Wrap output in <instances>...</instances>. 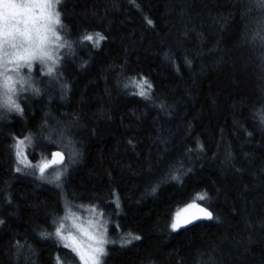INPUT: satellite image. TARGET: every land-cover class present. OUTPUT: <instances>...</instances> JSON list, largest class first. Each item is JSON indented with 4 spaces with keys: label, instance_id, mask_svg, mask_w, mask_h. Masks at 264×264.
I'll list each match as a JSON object with an SVG mask.
<instances>
[{
    "label": "trees",
    "instance_id": "16d2710c",
    "mask_svg": "<svg viewBox=\"0 0 264 264\" xmlns=\"http://www.w3.org/2000/svg\"><path fill=\"white\" fill-rule=\"evenodd\" d=\"M62 10L73 37L98 29L108 40L99 52L80 49L91 60L83 70L66 63L69 101L52 88L25 104L26 119L0 124V264H13L11 245L25 239L40 250V264H52L54 252L71 258L32 231L61 211L60 193L13 175L7 147L13 132L31 129L49 150L38 128L47 107L84 149L68 196L99 201L120 231L141 236L111 247L106 264H264V49L249 42L252 0H66ZM133 77L148 81L150 99L135 95ZM9 191L15 206L4 204ZM190 204L214 218L173 230Z\"/></svg>",
    "mask_w": 264,
    "mask_h": 264
},
{
    "label": "clouds",
    "instance_id": "9594fccd",
    "mask_svg": "<svg viewBox=\"0 0 264 264\" xmlns=\"http://www.w3.org/2000/svg\"><path fill=\"white\" fill-rule=\"evenodd\" d=\"M65 3L66 0H0V124L12 123L13 117L26 119L25 104L45 98L52 88L60 93L62 103L69 101L72 83L64 71L66 63L73 61L78 70H83L91 60L79 57L80 49L90 46L99 52L108 40L98 29H83L73 37L72 27L62 10ZM252 5L255 15L250 19L249 42L264 49V0H252ZM259 60L264 63V53ZM132 83L140 89L135 95L151 98L141 87L148 83L146 79L141 83L133 77ZM123 87L127 88L128 84ZM148 88L152 85L148 84ZM43 116L46 118L40 121L38 128L45 130L42 139L51 146L49 150L38 148L41 134L31 129L22 136L13 132L7 145L12 155L13 175L32 178L38 182L37 187L48 185L60 193L61 211L50 213L48 225L34 226L32 231L41 242L71 253L68 258L54 252L52 264H106L111 247L127 248L141 236L131 229L120 231L112 213L99 201L68 196L69 174L74 167L83 164L84 149L77 146L81 142L69 134L68 125L59 120L50 107ZM47 117H51V121ZM261 122L264 123V117ZM33 153L37 154L36 161L31 159ZM171 180L182 183L180 175H173ZM158 191L159 186H154L150 194L155 197ZM207 195L205 192L203 199ZM4 204L14 205L10 191L5 193ZM116 207L123 214L120 201H116ZM210 213L208 220L214 218ZM215 219L220 220L219 216ZM4 223L0 218V227ZM114 226L118 229L116 235L110 232ZM11 250L13 264H21V261L40 264V250L30 240H14Z\"/></svg>",
    "mask_w": 264,
    "mask_h": 264
},
{
    "label": "snow or ice",
    "instance_id": "6c2138e0",
    "mask_svg": "<svg viewBox=\"0 0 264 264\" xmlns=\"http://www.w3.org/2000/svg\"><path fill=\"white\" fill-rule=\"evenodd\" d=\"M141 87L143 86L141 85ZM200 199H203V196H201ZM201 217L210 218L211 213L206 209L199 207L197 204H191L188 208L177 213L176 222L173 223L172 227L173 229H178L182 225L191 223L193 220L200 219Z\"/></svg>",
    "mask_w": 264,
    "mask_h": 264
},
{
    "label": "water",
    "instance_id": "95a60500",
    "mask_svg": "<svg viewBox=\"0 0 264 264\" xmlns=\"http://www.w3.org/2000/svg\"><path fill=\"white\" fill-rule=\"evenodd\" d=\"M199 207L204 208V209H206L209 212H212L210 209H208L204 205L199 204ZM203 221H210V220H208L207 218L201 217L200 219L193 220L191 223H187V224L182 225L180 228L175 229V231H181V230L187 229V228L192 227L195 224L200 223V222H203ZM175 222H176V220H175Z\"/></svg>",
    "mask_w": 264,
    "mask_h": 264
},
{
    "label": "rangeland",
    "instance_id": "374dc122",
    "mask_svg": "<svg viewBox=\"0 0 264 264\" xmlns=\"http://www.w3.org/2000/svg\"><path fill=\"white\" fill-rule=\"evenodd\" d=\"M190 205H191V204H190ZM188 206H189V205H188ZM188 206L184 207L183 209L188 208ZM183 209H182V210H183ZM182 210H180L179 212H181ZM179 212H178V213H179ZM176 217H177V215H176Z\"/></svg>",
    "mask_w": 264,
    "mask_h": 264
},
{
    "label": "bare ground",
    "instance_id": "6f19581e",
    "mask_svg": "<svg viewBox=\"0 0 264 264\" xmlns=\"http://www.w3.org/2000/svg\"><path fill=\"white\" fill-rule=\"evenodd\" d=\"M213 217H214V214H213Z\"/></svg>",
    "mask_w": 264,
    "mask_h": 264
}]
</instances>
